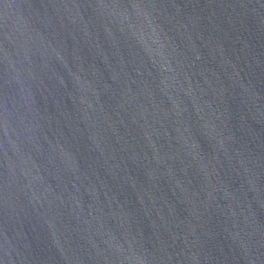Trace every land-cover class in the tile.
<instances>
[{
	"label": "water",
	"instance_id": "95a60500",
	"mask_svg": "<svg viewBox=\"0 0 264 264\" xmlns=\"http://www.w3.org/2000/svg\"><path fill=\"white\" fill-rule=\"evenodd\" d=\"M0 264H264V0H0Z\"/></svg>",
	"mask_w": 264,
	"mask_h": 264
}]
</instances>
